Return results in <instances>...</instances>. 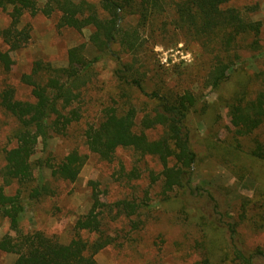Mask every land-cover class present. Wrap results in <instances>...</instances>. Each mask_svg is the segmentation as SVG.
<instances>
[{
  "label": "trees",
  "instance_id": "trees-1",
  "mask_svg": "<svg viewBox=\"0 0 264 264\" xmlns=\"http://www.w3.org/2000/svg\"><path fill=\"white\" fill-rule=\"evenodd\" d=\"M237 1L98 0L96 4L50 0L40 8L37 0H0V9L10 18L9 26L0 31L7 46L6 51L0 50V70L4 73L11 72L13 54L22 51L31 39L30 26H21L27 14L57 16L59 29L82 32L93 28L89 41L96 50L90 59L85 44L71 48L66 67L35 63L32 73L22 78L32 90L33 102L17 100L13 88L1 93V108L18 122L12 134L16 145L5 153L0 184V218L10 225V233L0 239V252L14 255L13 264H98L97 255L117 240L103 229V221L112 210L101 202L94 183L92 207L76 222V238L68 244L39 231L21 230L26 197L38 201L53 193L44 181L45 169H50L54 179L67 183L80 178L88 157L77 150L57 164L33 158L41 143L47 147L52 139L68 136L80 124L83 90L91 81L90 72L106 59L117 61L114 75L124 90L131 92L120 96L122 103L116 105L121 109L107 108L98 125L85 129L89 152L111 163L118 150L132 149L162 164L164 192L168 196L176 193L169 202L177 199L185 218L201 229L196 242L201 259L196 264L264 262V248H248L240 231L247 228L264 234V19L255 18L261 12L259 2L241 9L234 5ZM131 18L136 19L135 24L127 23ZM150 27L155 34L157 30L185 33L201 47L202 59L208 64L204 84L218 94L221 106L227 104L231 137L199 134L197 124L215 112L217 105H204L191 91L148 92L143 79L135 76L139 72L136 65L123 63L121 51L136 55L146 48L144 34ZM132 90L152 106L143 112L139 123V112L129 102ZM158 129L163 133L157 139L147 133ZM195 142L204 146L203 156ZM204 159L225 167L240 181L251 179L255 183L253 197H242L236 204L226 188L211 183L195 185V170ZM14 184L17 191L8 194L7 189ZM115 206L127 217L139 207L128 201ZM132 228L137 230L139 224L134 221ZM81 233L94 237L86 240Z\"/></svg>",
  "mask_w": 264,
  "mask_h": 264
},
{
  "label": "rangeland",
  "instance_id": "rangeland-1",
  "mask_svg": "<svg viewBox=\"0 0 264 264\" xmlns=\"http://www.w3.org/2000/svg\"><path fill=\"white\" fill-rule=\"evenodd\" d=\"M37 1L42 8L50 0ZM85 1L98 4V0ZM255 2H259L261 6V12L255 18L262 20L264 0H239L234 5L242 9ZM57 22V16L46 17L41 13L36 16L27 14L24 17L21 26H30L31 39L22 51L13 54L15 65L11 72L4 73L0 70V96L5 89L13 88L17 100L33 102L32 90L22 82V78L32 73L35 63L43 62L56 68L66 67L69 50L82 44L86 45L90 59L96 55V50L89 41L93 28L82 32L59 29ZM134 22L136 19L133 18L127 21L135 24ZM9 24L8 14L0 9V31ZM144 37L148 42L143 51L136 55L121 51L120 56L123 63L136 65L139 72L135 76L143 79L145 89L148 92L162 89L163 93L191 91L204 105H217L215 112L211 111V115L202 118L197 124L199 134L203 136L215 133L221 139L231 137L233 127L228 117L227 104L223 102L221 106L218 94L204 84L208 64L207 59H202L201 47L185 33L174 30H157L155 34L150 27ZM0 50H7L1 37ZM115 50L119 52V46H115ZM116 67L117 61L114 59L102 60L93 67L90 72L91 81L87 89L83 90L84 117L80 124L73 127L68 136L52 139L47 147L42 143L38 146L34 161L48 159L51 164H57L74 150L86 155L88 161L76 183L56 180L51 176L49 168L44 170V181L49 183L53 193L38 201H30L26 197L27 212L21 223V230L24 233L39 231L68 244L76 238V222L92 207L94 186L91 183H94L101 202L110 205L112 210L103 221V229L109 236L117 239L114 245L97 255L98 264H196L201 259L196 250L201 229L185 218L180 211L181 204L176 203L177 199L169 202V198H174L176 193L168 196L164 192L162 164L156 158L143 157L132 149L118 150L115 159L108 163L87 149L83 136L85 129L89 125H98L107 108H120L121 106L116 105L117 102L122 103L120 96L130 95L131 90L125 91L115 77ZM147 101L141 93L132 90L129 102L139 112L138 123L143 112L152 108L151 105H146ZM17 125L16 119L0 106V184L1 171L6 165L5 153L16 145L12 134ZM147 133L152 139H157L163 130ZM195 147L203 156L204 146L195 142ZM199 183H211L228 189L230 198L236 204H239L242 197L252 198L255 192V183L251 179L240 181L225 167L206 159L195 170V185ZM17 189L18 185L14 184L7 189V193L14 194ZM121 201L139 205L136 213L127 217L122 209L115 206ZM134 221L139 224L137 230L132 228ZM240 231L245 236L248 248H264V234L254 233L247 228L243 231L241 228ZM8 233V220L0 218V239ZM79 236L86 240L94 237L87 233ZM15 260L14 255L0 252V264H13ZM256 264L264 262L258 261Z\"/></svg>",
  "mask_w": 264,
  "mask_h": 264
}]
</instances>
